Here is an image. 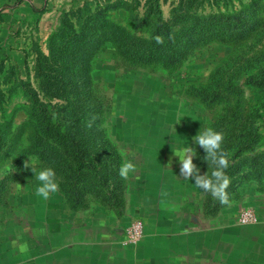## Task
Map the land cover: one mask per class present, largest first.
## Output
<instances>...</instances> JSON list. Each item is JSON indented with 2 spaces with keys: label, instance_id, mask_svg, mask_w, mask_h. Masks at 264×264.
<instances>
[{
  "label": "rangeland",
  "instance_id": "obj_1",
  "mask_svg": "<svg viewBox=\"0 0 264 264\" xmlns=\"http://www.w3.org/2000/svg\"><path fill=\"white\" fill-rule=\"evenodd\" d=\"M250 1L197 0L185 8L179 0H0V123L8 137L0 149V264H264V90L245 82L254 73L264 77V0L253 10L246 8ZM148 9L160 12L149 16L151 27L159 22L179 39L180 55L171 66L117 53L111 32L151 35L138 23ZM98 13L102 17L87 26ZM64 17L72 31L85 25L89 34V45L76 44V56L59 51L69 48L73 33L50 45ZM50 47L54 82L68 92L49 101L65 104L66 95L74 100L81 93L92 109V124L84 129L93 138L90 147L116 152L119 161L109 160L108 169L125 160L137 166L127 179L118 175L122 191L111 205L101 196L72 209L60 187L70 159L55 142L40 154L24 151L36 128L25 108L31 100L17 81L28 80L45 102L35 69L39 51L47 57ZM76 59L88 65L78 81L64 67ZM207 127L223 132L222 148L229 165L236 164L233 174L226 169L228 205L179 176L173 152L184 146L196 148L193 162L201 174H211L206 153L192 139ZM248 140L256 141L254 150L231 158L237 143ZM93 151L96 159L106 155ZM30 160L37 172L57 169L59 191L47 201L35 194L40 182L24 166ZM96 171L103 177L100 165ZM108 183L103 200L115 184ZM245 211L253 212V222H241Z\"/></svg>",
  "mask_w": 264,
  "mask_h": 264
},
{
  "label": "trees",
  "instance_id": "obj_2",
  "mask_svg": "<svg viewBox=\"0 0 264 264\" xmlns=\"http://www.w3.org/2000/svg\"><path fill=\"white\" fill-rule=\"evenodd\" d=\"M179 1L181 6L185 5V8H190L193 1L196 2L197 0ZM250 2L251 3L246 5V8H252L253 10L256 0H251ZM159 13V11L154 13L151 9H148L144 17L138 20V23L141 25L140 30H144L146 28L151 31V35L149 36H138L135 35V33H130L128 31L125 32L124 29H119L110 33V35L116 39L115 48L117 53L122 58L146 64L153 61L163 60L165 66H171L172 63H175L178 60L180 51H177V48L175 47L179 39L172 37V32L169 27L166 26L164 29H160L161 23L159 24V22H157L158 25L156 27L150 26L152 23L149 16L157 15ZM1 17L5 18L4 13L1 14ZM100 17H102V15L98 13L95 18H88L87 26L90 25L91 21L98 18L100 19ZM250 18L252 19L253 17L249 16L247 17V20ZM193 19L195 22L199 20L196 17ZM84 27L85 25L79 27L78 30L72 31L73 29L71 28L68 18L64 17L61 20L60 27L50 36V45H54L56 41H60L66 35L73 33L74 37L72 36L68 42L69 48L64 49V51L60 49L59 51L62 53L60 56L63 57L66 55L76 56V44L81 43L84 45H89V42L87 41L89 34L87 30L83 31ZM106 32L107 31H104L103 35L106 34ZM156 35H160L164 38L163 44H157L155 42L154 37ZM101 38H103L102 35L101 37L94 39V42H99ZM56 50L58 52V49ZM52 56L53 51L51 50V47L49 56L47 57L39 51V59L35 69V79H39L38 88L41 90L44 98H46L45 102L40 100L38 94L30 86V82L28 80L19 79L17 81L18 87L22 90V93L31 100L30 106H25V108L29 121L34 125L33 127L36 128V133L31 135L30 138L31 146L27 147L24 151L40 154L48 150V145H46L47 142H55L58 146H61L66 151L70 159L65 161V167H68L69 169V178L65 181H61L60 187L62 190L61 193L64 195V197L67 200L73 201L71 207L75 208L72 209L86 208L87 203L90 200L100 198L101 196L102 201H105L107 204L111 205L109 201H111V199L120 198V193L122 191V180L118 177V167L108 169L109 160L114 161L117 159L116 152L115 154H111V149L108 150L107 147H104V145L101 144L96 148L94 145L90 147V140L91 143H94V141L91 134H88V139L87 132H85L84 129L89 128V125L92 124V116L88 114L89 110L92 111V109L87 104H85V100L80 97L81 93H79V97H74L73 100V97L70 95L69 91L71 98L66 95L64 97L65 104L52 103L49 101L54 97H59L61 95L63 96L68 92L66 89V84L59 87V85L54 82V77L56 76L55 74L57 71H55L56 69L53 68V63L49 60ZM64 67L65 69H69L68 72H73L74 79L77 78L76 81H78L79 77L86 73L85 70L88 68V65L84 63V60L77 61L76 59L75 61L72 60L70 63H64ZM81 78V81L84 82V78ZM245 82L258 90H264V77H258L256 73L249 75L245 79ZM224 87L228 88L230 87V84H226ZM195 90L200 91L198 88ZM218 91L219 90L213 92V95H216ZM200 92L206 93L204 89H201ZM7 141V131L3 132V125L0 123V149L7 143ZM43 145H45V149ZM255 145V140H248L247 142L239 141L235 146V150L231 158L236 159L238 156L247 151H253ZM50 149L52 152L55 151L54 147ZM93 149H104L106 155L104 158L99 155V157L96 159L94 155L95 151H93ZM117 160L119 161V159ZM98 165L103 168L101 173L103 177H96V169ZM235 166L236 164L229 165V170L231 171L228 173L229 175L233 174V168ZM85 168L90 169L89 175H86L85 172L80 173V171ZM56 170L57 169L54 168L55 172ZM108 181L112 183L115 182V184L113 183V186L110 189H107L108 191H106V197L108 198L107 200H103V197L105 196L103 189L108 187ZM78 184L84 185L85 188L83 191H79L77 187ZM216 209L213 208L210 213L212 211L214 213Z\"/></svg>",
  "mask_w": 264,
  "mask_h": 264
},
{
  "label": "clouds",
  "instance_id": "obj_3",
  "mask_svg": "<svg viewBox=\"0 0 264 264\" xmlns=\"http://www.w3.org/2000/svg\"><path fill=\"white\" fill-rule=\"evenodd\" d=\"M154 40L157 44H163L164 38L156 35ZM196 145L203 149L206 153L204 160L213 166V170L209 175L208 172L201 174L200 168L193 162L197 156L195 147L184 146L178 148L174 156L179 161V176L184 180H194L197 188L204 192L210 193L222 205L230 204L227 189L230 186V177L226 174V169L229 168L230 154L223 150L222 144L224 142L223 132L216 131L211 127L205 128L202 132L199 131L193 138ZM124 153L122 152V155ZM172 161H169L171 167ZM25 168H31L35 173V179L39 181V186L35 189V194L47 201L51 195L59 191V183L57 182L56 173L51 167L43 168L36 171L33 167L32 161L25 162ZM137 166L131 160L125 162L119 168V176L127 179L130 173H135ZM21 252L28 251V245L22 244L20 246Z\"/></svg>",
  "mask_w": 264,
  "mask_h": 264
},
{
  "label": "built area",
  "instance_id": "obj_4",
  "mask_svg": "<svg viewBox=\"0 0 264 264\" xmlns=\"http://www.w3.org/2000/svg\"><path fill=\"white\" fill-rule=\"evenodd\" d=\"M254 220H255V217H254L253 212H251V211H245L242 214V218H241V222L242 223H251ZM137 228L139 229V231H138ZM137 228L135 230H136L137 234H139L140 233V227H139V225L137 226Z\"/></svg>",
  "mask_w": 264,
  "mask_h": 264
}]
</instances>
